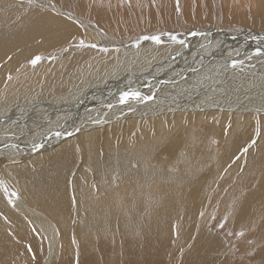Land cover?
Listing matches in <instances>:
<instances>
[{
    "label": "bare ground",
    "instance_id": "obj_1",
    "mask_svg": "<svg viewBox=\"0 0 264 264\" xmlns=\"http://www.w3.org/2000/svg\"><path fill=\"white\" fill-rule=\"evenodd\" d=\"M19 1L15 8L18 15L13 18L8 16L12 11L9 2L0 4V13L4 16L2 19L0 16V167L71 144L87 130L107 128L120 118L153 123L158 118L175 116L178 111L188 115L193 112L216 114L213 116L216 119L233 120L232 126L222 123L220 135L226 142L242 116L248 118L249 134L253 122L262 120L264 125V32L246 27L224 30L216 21L210 24L208 18L211 29L201 19H197V29L180 15L165 27L144 28L143 20L150 23L152 18L148 10L140 17L135 6L119 13L114 8L91 7L85 0ZM247 1L254 7L260 3V0ZM179 4L184 12H190L185 2ZM231 5L235 6L236 2L231 1ZM77 10L75 19L92 27L100 40H66L56 46L51 43V38L37 36L40 31L50 34L66 26L65 18L70 25L76 24L71 16ZM40 11L43 12L37 14ZM108 13L110 17L106 16ZM108 19L119 21V29L137 27V32L118 38L109 31L112 28L107 24ZM35 33V36H29ZM71 37L60 36L59 39ZM151 37H159V42ZM30 40L35 43L31 44ZM216 41L221 43L219 48L214 46ZM19 42L22 47L26 46L17 54L13 47ZM224 44L229 46L225 53L220 51ZM43 53L52 56V62L42 58L38 65L33 63L35 55ZM102 66L103 70L97 74ZM44 67H48L47 70ZM42 70L45 73L39 75L38 71ZM82 75L80 84H63L64 77ZM29 76L31 78L27 80ZM125 93L130 94L126 100ZM133 93L139 96L131 95ZM240 127L245 129L243 125ZM85 142L82 141L83 152H86V145H94L92 138L91 142L89 139ZM254 143L256 146L264 144ZM79 150L80 147L75 145L72 150L51 156L49 159L54 165L40 175L30 171L18 177L26 191L36 189L41 193L42 188L53 192L42 197L32 192L26 200L18 193L15 202L20 210L0 211V239H12L11 232H7L11 227L26 237L32 232L37 233L51 246L45 263L50 264L59 235L67 238L74 227L76 237L82 243L87 222L90 231L95 232L94 213L86 211L87 196L83 193L81 200H77L72 186L68 185L79 183L81 190L95 187L90 182L93 175L78 180L79 176L83 177L76 165ZM242 153L243 147L229 144L223 157L240 165ZM251 158H262V154ZM103 161L108 171L125 168L120 150L104 155ZM88 165H92L90 158L85 161L84 169ZM61 167L66 169L65 175L52 171ZM17 174L13 172V175ZM243 175L251 181L250 171ZM4 186L8 194L10 185L5 183ZM79 204L81 212H78ZM150 207L149 202L147 209ZM181 214L182 211L172 221ZM130 225L118 227V235L111 228H101L93 236L99 245L105 243L110 232L114 237L111 252L103 247V256L97 257L95 264H121L119 253L124 248L134 247L133 238L141 233L134 221ZM87 253L83 250L79 262L91 257ZM70 260L73 257L60 264H71Z\"/></svg>",
    "mask_w": 264,
    "mask_h": 264
},
{
    "label": "rangeland",
    "instance_id": "obj_2",
    "mask_svg": "<svg viewBox=\"0 0 264 264\" xmlns=\"http://www.w3.org/2000/svg\"><path fill=\"white\" fill-rule=\"evenodd\" d=\"M5 1L12 6L8 16H17L15 8L19 6L16 3L19 0H0V4L4 5ZM231 1L85 0L91 3V7L114 8L119 13L129 6H135V12L140 17L148 10L152 21L148 23L143 20L144 28L165 27L174 17L182 16L197 29V19H201L209 30L210 24L216 21L224 30L246 27L264 32V0H260L256 7L247 0H234L235 6L231 5ZM184 2L190 11L188 13L179 4ZM0 16L1 19L4 17L1 13ZM76 16L78 10L71 16L76 24L70 25L65 18L66 26L50 34L40 31L37 36L40 39L51 38V43L56 46L66 40L74 41L76 36H98L92 27L75 19ZM106 16L110 17L109 13ZM93 18L96 19L95 16ZM107 24L112 28L109 31L118 38L137 32V27L123 26L119 29L117 20L108 19ZM60 36L72 37L60 40ZM216 42L214 46L218 45L219 48L221 43ZM30 43L35 42L30 40ZM25 46L22 47L19 42L13 48L18 54ZM228 49L229 46L224 44L220 51L225 53ZM35 57H40L37 63H41V55ZM47 59V62H52L53 58L48 56ZM45 70L38 71V74L45 73ZM102 70L103 66L97 74ZM32 77L38 79L37 76ZM29 78L31 76L27 80ZM190 114L178 111L175 116L158 118L153 123L135 118L115 119L114 124H109L107 128L92 132L87 130L85 135L74 138L71 144L44 154L37 153L22 161L3 164L0 167V211H19L15 202L18 193L26 200L32 192H36L38 197L53 192L42 188L41 193L36 189L26 191L18 177L30 171L40 175L54 165L49 159L51 156L72 150L76 145L80 147L77 152L79 163L76 165L83 172V177L79 176L78 180L93 175L90 182L95 187L93 190H81L79 183L68 185L72 186V193L77 200H81L83 193L87 196L86 211L94 213L95 232L90 231L87 222L82 243L76 237L74 227L67 238L59 235L55 256L50 264H60L71 257V264H95L97 257L103 256V247L111 252L114 237L110 232L105 243L99 245L93 236L101 228H111L118 235V227L130 225L133 221L134 225L140 227L141 233L133 238L135 248L130 246L119 253L121 264H264V234H260L264 232V144L256 146L254 143L264 142L262 120L251 124L252 131L249 134L248 118L242 116L240 125L234 126L232 136L226 142L220 135L222 123L232 126L233 120L230 122L224 117L216 119L213 117L216 114ZM242 125L247 132L240 127ZM91 138L94 145H86V152H83L82 141L86 143L89 139L91 142ZM250 142L252 144L248 145ZM229 144L243 147L240 165L223 157L224 149ZM115 150L123 153L125 168L108 171L104 167L103 156ZM258 154H262V158H251ZM89 158L93 166L88 165L84 169L85 161ZM53 170L57 174H66V169L62 167ZM247 170L248 174L250 171L251 181L244 178L243 173ZM13 172L18 174L13 175ZM136 172L142 175L136 176ZM5 183L10 185L8 194ZM66 192L62 193V197ZM149 202L151 207L147 209ZM81 211L82 206L79 204L78 212ZM181 211L182 214L172 221ZM7 232H11L12 239H0V264L46 263L51 246L44 237L34 232L26 237L15 227ZM81 247L91 257L79 262L84 255Z\"/></svg>",
    "mask_w": 264,
    "mask_h": 264
},
{
    "label": "crops",
    "instance_id": "obj_3",
    "mask_svg": "<svg viewBox=\"0 0 264 264\" xmlns=\"http://www.w3.org/2000/svg\"><path fill=\"white\" fill-rule=\"evenodd\" d=\"M76 40L78 39H82L84 42H87L88 39L90 40H100V38L98 36H76V38H74ZM48 53H43L41 54V58H45L46 60L48 57ZM83 75L82 76H77L76 78H65L63 79V84H76V83H81V81L83 80Z\"/></svg>",
    "mask_w": 264,
    "mask_h": 264
},
{
    "label": "snow or ice",
    "instance_id": "obj_4",
    "mask_svg": "<svg viewBox=\"0 0 264 264\" xmlns=\"http://www.w3.org/2000/svg\"><path fill=\"white\" fill-rule=\"evenodd\" d=\"M146 39H147V37H146ZM151 39H155L157 42H159V37H151ZM39 59H40V57H37L35 60H33V63H37V62L39 61ZM129 95H130V94H128V93H125V94H124V98H125V100L128 98ZM131 95H133V96H139L138 93H133V94H131Z\"/></svg>",
    "mask_w": 264,
    "mask_h": 264
}]
</instances>
